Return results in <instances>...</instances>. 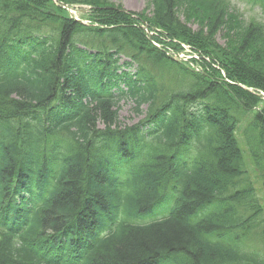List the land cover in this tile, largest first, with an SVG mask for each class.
I'll use <instances>...</instances> for the list:
<instances>
[{
	"label": "trees",
	"instance_id": "trees-1",
	"mask_svg": "<svg viewBox=\"0 0 264 264\" xmlns=\"http://www.w3.org/2000/svg\"><path fill=\"white\" fill-rule=\"evenodd\" d=\"M77 3L91 25L61 6ZM152 4L0 0V264H264V102L238 86L264 91V24L229 0Z\"/></svg>",
	"mask_w": 264,
	"mask_h": 264
},
{
	"label": "rangeland",
	"instance_id": "rangeland-1",
	"mask_svg": "<svg viewBox=\"0 0 264 264\" xmlns=\"http://www.w3.org/2000/svg\"><path fill=\"white\" fill-rule=\"evenodd\" d=\"M115 7H120L123 10H125L128 13H134V14H140V15H147L148 17L152 16L153 11V0H109ZM232 4V8L236 11H238L243 19L245 21H250L252 19L259 21L264 24V12L262 11V8L254 3L252 0H229ZM74 11H72V15L77 14V11H81L82 8L79 4H76L73 6ZM76 10V11H75ZM89 16L86 15V19H88ZM183 19V18H182ZM194 30H198V25L192 24L190 25ZM165 37V36H164ZM218 41L220 44H224V39L222 35L218 36ZM165 46H168L170 49L174 47V45L166 44ZM216 65V64H215ZM220 65V64H219ZM215 70L219 71L221 69L216 65L214 67ZM136 71V67L132 69V72L134 73ZM221 72V70H220ZM166 84L168 86H171V83L166 80ZM135 105L132 102H126L123 101L120 103L118 111H119V120L122 123V127H132L140 122V120L144 117L142 115L138 116L135 113ZM146 109V107L144 108ZM145 111V110H144ZM245 127V125H242V129ZM243 131V130H242ZM238 138L240 140V143L244 150H246V147L243 143V136L241 135V131H238ZM248 159V157H247ZM251 168V167H250ZM251 172H253L252 168L250 169ZM254 176V173H252ZM263 194V193H262ZM169 208H167L165 211L157 210L155 215L150 217V222L159 220L161 218H158V215H161L162 213L165 214L168 212ZM149 222V223H150Z\"/></svg>",
	"mask_w": 264,
	"mask_h": 264
}]
</instances>
